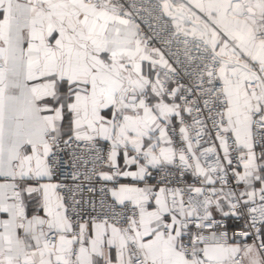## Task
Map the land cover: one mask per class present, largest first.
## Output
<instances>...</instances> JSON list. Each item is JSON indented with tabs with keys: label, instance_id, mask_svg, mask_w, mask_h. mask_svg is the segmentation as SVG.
<instances>
[{
	"label": "snow or ice",
	"instance_id": "6c2138e0",
	"mask_svg": "<svg viewBox=\"0 0 264 264\" xmlns=\"http://www.w3.org/2000/svg\"><path fill=\"white\" fill-rule=\"evenodd\" d=\"M0 264H264V0H0Z\"/></svg>",
	"mask_w": 264,
	"mask_h": 264
}]
</instances>
